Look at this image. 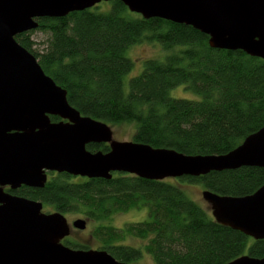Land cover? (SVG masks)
Segmentation results:
<instances>
[{
	"label": "trees",
	"instance_id": "1",
	"mask_svg": "<svg viewBox=\"0 0 264 264\" xmlns=\"http://www.w3.org/2000/svg\"><path fill=\"white\" fill-rule=\"evenodd\" d=\"M37 23L35 30L47 35L43 51L33 49L32 31L16 35V42L66 91L69 104L82 116L108 125L134 124V142L184 155H223L264 125V61L241 51L212 49L208 37L190 26L143 19L116 0L108 7L98 4ZM141 42L158 43L166 56L145 60L125 92L124 77L133 68L126 51ZM180 85L201 99L170 97ZM86 148L109 151L107 144ZM178 179L220 196L243 197L264 184V169L242 167ZM14 194L99 223L91 231L97 250L119 262L130 264L142 251L154 264H227L244 255L264 258V240L254 241L216 223L168 179L113 173L104 180L56 173L43 188L22 186ZM143 207L145 221L123 229L102 224ZM131 236L144 241L143 247L121 244ZM62 243L89 250L70 238Z\"/></svg>",
	"mask_w": 264,
	"mask_h": 264
},
{
	"label": "water",
	"instance_id": "2",
	"mask_svg": "<svg viewBox=\"0 0 264 264\" xmlns=\"http://www.w3.org/2000/svg\"><path fill=\"white\" fill-rule=\"evenodd\" d=\"M115 0H0V264H128L104 250H75L62 240L71 225L43 203L5 193L8 186L43 188L47 173L109 180L113 173L163 181L242 167L264 169V125L223 155H184L134 141L116 142L110 126L82 116L67 93L46 75L15 36L35 30L40 18H62ZM143 19L190 26L212 49L241 51L264 61V0H116ZM50 116L66 120L52 123ZM89 144H107L91 152ZM214 221L254 241L264 240V184L243 197L204 190ZM227 264H264L248 255Z\"/></svg>",
	"mask_w": 264,
	"mask_h": 264
},
{
	"label": "rangeland",
	"instance_id": "3",
	"mask_svg": "<svg viewBox=\"0 0 264 264\" xmlns=\"http://www.w3.org/2000/svg\"><path fill=\"white\" fill-rule=\"evenodd\" d=\"M110 2H101L99 5L101 7H108ZM30 32V31H29ZM31 39L34 42L33 49L36 51H43L46 47L47 35L36 30H32ZM166 53L161 49L158 43L150 42H141L130 46L126 51V57L133 62V68L130 73L124 77V89L125 92L128 91V81L137 75L143 69L144 62L147 59H157L164 60ZM170 97L178 99H188V100H200L199 95L194 94L193 92L186 90L184 85L175 87L170 91ZM112 132V139L116 142H127L132 141V136L135 132L134 124H122V125H109ZM51 175L48 176V179ZM172 184H176L183 191L185 196L204 209L207 213L211 214L210 206L202 198L203 188L200 184L188 183L180 181L179 179H168ZM42 211L45 214L53 213V210L50 207L43 206ZM68 221V224L71 225L72 221L76 219H85L81 215L68 214L64 215ZM148 219L147 209L145 207L141 209H132L124 213H118L114 215L110 220L105 221L104 225H110L117 229H123L125 225L133 222H142ZM86 220V219H85ZM85 230L79 231L71 229L70 239L84 243L88 249L97 250L98 242L91 237V231L94 226H97L99 223L90 222L88 220ZM135 248H142L144 241L136 237H126V239L121 243ZM130 264H154L150 255L142 251V255L136 261L131 262Z\"/></svg>",
	"mask_w": 264,
	"mask_h": 264
},
{
	"label": "flooded vegetation",
	"instance_id": "4",
	"mask_svg": "<svg viewBox=\"0 0 264 264\" xmlns=\"http://www.w3.org/2000/svg\"><path fill=\"white\" fill-rule=\"evenodd\" d=\"M51 118H53L54 120H52ZM50 121L52 122V123H58V122H63V123H66L67 121L66 120H62L61 118H58V117H55V116H50ZM54 175V174H56V173H47V180H48V176L49 175ZM21 188V187H20ZM19 189V188H18ZM18 189H16V190H18ZM2 190L5 192V193H8V194H12V195H16V194H14V192L16 191V190H11V189H9L8 188V186H5V187H3L2 188ZM43 212V211H42ZM54 212H57V211H53V213ZM44 213V212H43ZM68 222V221H67ZM73 222V221H72ZM67 238H70V235L67 237ZM66 239V238H65ZM65 239H63V240H65ZM62 240V241H63Z\"/></svg>",
	"mask_w": 264,
	"mask_h": 264
}]
</instances>
